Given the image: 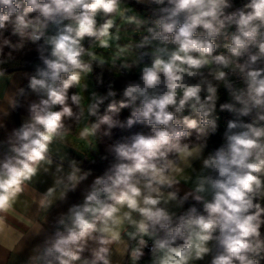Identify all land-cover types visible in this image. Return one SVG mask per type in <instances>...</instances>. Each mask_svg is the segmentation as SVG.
Wrapping results in <instances>:
<instances>
[{
    "label": "clouds",
    "instance_id": "1",
    "mask_svg": "<svg viewBox=\"0 0 264 264\" xmlns=\"http://www.w3.org/2000/svg\"><path fill=\"white\" fill-rule=\"evenodd\" d=\"M16 258L264 264V0H0Z\"/></svg>",
    "mask_w": 264,
    "mask_h": 264
},
{
    "label": "trees",
    "instance_id": "2",
    "mask_svg": "<svg viewBox=\"0 0 264 264\" xmlns=\"http://www.w3.org/2000/svg\"><path fill=\"white\" fill-rule=\"evenodd\" d=\"M34 55V54H33ZM106 79V83H107V77L105 78ZM115 87L117 89H120L122 87V81H117L116 84H115ZM105 89L104 88H101L100 91H104ZM226 99V96L225 94L223 93V91L221 92V102H223V100ZM124 116H127L128 115V110H125L124 113H123ZM220 132L222 133V131L220 130ZM220 143V136L217 135V136H214L212 138V145L215 146V145H218ZM101 151H103V148H101ZM85 166L86 167H93L98 173L102 172L103 168L105 167V164L100 162L98 159H97V163L95 165H91L89 164L87 161H85Z\"/></svg>",
    "mask_w": 264,
    "mask_h": 264
},
{
    "label": "built area",
    "instance_id": "3",
    "mask_svg": "<svg viewBox=\"0 0 264 264\" xmlns=\"http://www.w3.org/2000/svg\"><path fill=\"white\" fill-rule=\"evenodd\" d=\"M227 119V114H222V119L220 121V130L223 131L225 127V120Z\"/></svg>",
    "mask_w": 264,
    "mask_h": 264
},
{
    "label": "crops",
    "instance_id": "4",
    "mask_svg": "<svg viewBox=\"0 0 264 264\" xmlns=\"http://www.w3.org/2000/svg\"><path fill=\"white\" fill-rule=\"evenodd\" d=\"M19 121L18 120H16V123H18ZM73 155H76L75 153H73ZM77 158L78 159H82V157H79V156H77ZM96 171V170H95ZM96 173L97 174H99L97 171H96ZM9 264H11V262H9ZM16 264H20V262H19V259L18 258H16Z\"/></svg>",
    "mask_w": 264,
    "mask_h": 264
}]
</instances>
